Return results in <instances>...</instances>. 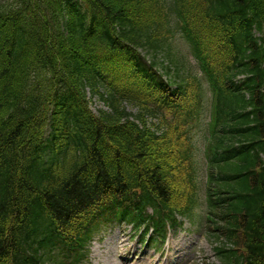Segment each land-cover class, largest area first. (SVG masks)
<instances>
[{
  "label": "trees",
  "instance_id": "1",
  "mask_svg": "<svg viewBox=\"0 0 264 264\" xmlns=\"http://www.w3.org/2000/svg\"><path fill=\"white\" fill-rule=\"evenodd\" d=\"M169 9L209 76L210 149L230 150L210 160L213 234L248 248L237 264H264V0H0V264L78 262L96 229L170 205L175 172L194 183L186 130L147 126L169 93L154 66L176 109L198 107L152 31ZM86 89L109 112L92 114Z\"/></svg>",
  "mask_w": 264,
  "mask_h": 264
},
{
  "label": "rangeland",
  "instance_id": "2",
  "mask_svg": "<svg viewBox=\"0 0 264 264\" xmlns=\"http://www.w3.org/2000/svg\"><path fill=\"white\" fill-rule=\"evenodd\" d=\"M147 53V52H146ZM151 57H154L152 53H148ZM95 108L100 107L96 102L93 104ZM129 232L123 230H112L107 233L104 239L99 242L96 241L91 247V253L89 257L88 264H125V258H131L129 254L133 252V256L138 259L143 255H148L151 258L150 263L146 260L148 256H144L146 264H157L159 261V256L149 251L147 249H140L137 247L136 243H129ZM182 240L187 244V247L191 250V259L197 261L200 258L205 257L209 250L210 244L208 238L203 239L201 235L190 234H180L175 243L170 246L177 247L181 246ZM134 246L131 247V246ZM204 254V255H203ZM212 262V261H211ZM213 262L216 263L214 259ZM133 262L132 264H135Z\"/></svg>",
  "mask_w": 264,
  "mask_h": 264
}]
</instances>
